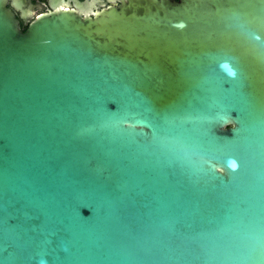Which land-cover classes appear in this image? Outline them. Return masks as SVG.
I'll return each instance as SVG.
<instances>
[{"label":"water","instance_id":"95a60500","mask_svg":"<svg viewBox=\"0 0 264 264\" xmlns=\"http://www.w3.org/2000/svg\"><path fill=\"white\" fill-rule=\"evenodd\" d=\"M94 1L0 0V264H264V0Z\"/></svg>","mask_w":264,"mask_h":264},{"label":"flooded vegetation","instance_id":"af4514ba","mask_svg":"<svg viewBox=\"0 0 264 264\" xmlns=\"http://www.w3.org/2000/svg\"><path fill=\"white\" fill-rule=\"evenodd\" d=\"M50 1L51 0H24V2L22 3L21 9L25 10L26 12H29L32 16H35L37 13L39 12H45V11H50L52 10V7L50 5ZM79 1H83V0H57V3L59 5H61L62 7H69V8H75L78 10V8L75 7V3L79 2ZM106 3V5L108 4H114L117 5V2L112 3L109 2L108 0H100ZM102 6L100 4H97V0L94 1L93 5L91 8L88 9L89 12H94L98 9H100ZM20 10H16L13 8V11L15 12L16 16L19 18L20 16ZM37 12V13H35ZM29 21V19L27 20H21L20 19V27L22 30H24L27 26V22Z\"/></svg>","mask_w":264,"mask_h":264},{"label":"rangeland","instance_id":"374dc122","mask_svg":"<svg viewBox=\"0 0 264 264\" xmlns=\"http://www.w3.org/2000/svg\"><path fill=\"white\" fill-rule=\"evenodd\" d=\"M35 13H37V12H35Z\"/></svg>","mask_w":264,"mask_h":264}]
</instances>
